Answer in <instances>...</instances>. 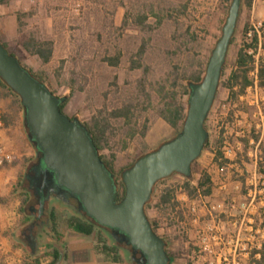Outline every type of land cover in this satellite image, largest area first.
Wrapping results in <instances>:
<instances>
[{
	"label": "rangeland",
	"instance_id": "rangeland-1",
	"mask_svg": "<svg viewBox=\"0 0 264 264\" xmlns=\"http://www.w3.org/2000/svg\"><path fill=\"white\" fill-rule=\"evenodd\" d=\"M231 1L3 0L1 39L56 96L68 97L73 87L63 113L82 123L99 109L111 112L144 87L149 97L139 94L135 100L137 131L133 138L124 136L123 120L111 119V149L105 154L108 158L114 156V177L120 187L124 167L141 154L142 144L149 149L146 138L157 148L177 134L158 116L164 101L159 95L160 86L172 84L173 71L195 70L200 64L205 71ZM143 16L144 23L136 25L134 19ZM263 23L264 0H242L223 75L205 121L208 146L191 164L188 177L198 181L209 176L210 193L205 195L201 189L194 197L188 196L183 185L186 177L178 173L153 187L146 215L163 237L171 258L168 264H253L251 253L264 246V86L259 85L258 73L256 80L251 74L253 56L264 52ZM44 40L52 42V56L47 63L25 49L28 42ZM141 47L145 49L139 60L142 66L132 69L131 61H138ZM240 48L249 57L251 85L233 101L228 97L227 80ZM115 58L117 63L112 64ZM263 60L264 55H260L259 65ZM176 91L179 100L184 101L182 89L177 86ZM144 126L147 130L142 137ZM124 141L127 148L121 149ZM0 142L10 155L9 161L1 162L2 170L17 182L28 160L36 158L22 121L13 125L8 139ZM218 150L221 155L216 160ZM167 188L172 190L174 207L163 210L159 196ZM21 199L19 193L10 197L16 208ZM47 209L54 213L59 235L69 219L80 218L77 210L55 198L48 202ZM20 218L16 216V225ZM18 230L14 232L16 238ZM95 230L100 243L110 249V257L119 264H135L106 230ZM47 238L48 232L43 231L36 241L44 254L49 250L45 247Z\"/></svg>",
	"mask_w": 264,
	"mask_h": 264
},
{
	"label": "water",
	"instance_id": "water-1",
	"mask_svg": "<svg viewBox=\"0 0 264 264\" xmlns=\"http://www.w3.org/2000/svg\"><path fill=\"white\" fill-rule=\"evenodd\" d=\"M240 3L231 1L202 79L190 87L179 132L122 171L124 193L118 201L114 174L99 158L88 129L78 118H69L59 110L66 97L54 95L0 42V79L19 97L42 167L86 216L100 227L119 233L140 254V264L169 263L165 242L153 231L145 204L158 181L173 173L189 177L191 164L203 151L208 139L205 121L216 96Z\"/></svg>",
	"mask_w": 264,
	"mask_h": 264
},
{
	"label": "trees",
	"instance_id": "trees-1",
	"mask_svg": "<svg viewBox=\"0 0 264 264\" xmlns=\"http://www.w3.org/2000/svg\"><path fill=\"white\" fill-rule=\"evenodd\" d=\"M1 1L3 0H0V2ZM145 20L146 18L144 16L141 18L134 19L135 24L138 26L142 25ZM123 23H125V21ZM263 29H264V23H263ZM1 43L6 48V50L10 54H12L9 51L8 46L3 42ZM25 49L31 52L33 55H36L43 63H47L52 56V42L50 40H44V41H39V42L38 41L28 42L25 44ZM144 53H145V49L143 47H141L137 51L138 61H134V60L131 61L130 67L132 69L141 68L142 65L139 62V60H142ZM248 61H249L248 55L244 52L243 48H240L237 53L235 68L231 72L227 80L228 95H229L228 97L229 99L233 101L237 100L239 96L243 95L246 88L251 85V80L249 79V76H248V72L250 69L248 67ZM111 63L116 64L117 59L115 58V61ZM22 66L24 65L22 64ZM223 69H224V66H223ZM27 70L34 77L40 80L46 87H48L40 77L32 73L29 69ZM173 73H174V77L172 80V84L167 85V87L165 85L160 86L159 95L161 96V100H164V101H163V105L158 110V116L162 118L170 127L175 129L178 133L181 128L184 117H185V113L187 109V100H188V96L190 93V87L192 84L197 83L202 79L204 69L202 67V64H200V66L195 70L182 71L181 73L178 71H175V72L173 71ZM222 75H223V70H222L221 76ZM258 77H259V85L263 87L264 86V60L259 65ZM177 86L182 89V95L185 96L184 101H180L178 98V94L176 91ZM49 90L55 95V93L50 88ZM72 91H73V87L71 86L70 92L68 94V97H66V100L69 98V95H71ZM139 94H143L146 98L149 97L148 94L144 93V87L142 86V88H140L139 90V93L136 92L135 95L126 97L124 101L121 103V105L117 106L111 112L108 113L106 109L104 108L99 109L96 115H94L88 122L83 123L84 126H86V128L88 129L92 137V141L95 147L97 148L99 158L113 174H114V171H113V166H112V159L114 156L113 154H111L110 155V157L112 158L111 159V158H108V156L105 154V151L107 149H111V146L109 145V136H108L109 132L111 131L110 130L111 129V119L114 118V119L123 120V123H124L123 128L126 131L124 133V136H128L129 139L133 138L136 135V131H137V128H136L137 123H136V116H135L136 109H135L134 103L137 97L139 96ZM8 96L11 99L8 105V111L3 112L1 115V119L3 121L4 126L9 127L13 125L15 122L18 110L21 109L22 125H23L24 132L27 136L29 143L33 146L35 152L39 153L34 146L29 130L26 126L25 115H24L25 113L20 103L19 97L0 79V97H8ZM65 101L60 103L59 105V110L62 113H63V106H64ZM146 130L147 129L144 126L141 131L142 137L145 136ZM127 145H128L127 141H124L121 149L127 148ZM207 146H208V142L205 143V146L203 149H205ZM148 151H151V150L147 149L145 144H142V150L139 156H141L142 154H145ZM220 155H221V152L218 150L216 152L215 159L217 160ZM135 160L136 159L130 161L124 167L123 170L131 166ZM30 164H32V160H28L26 170L22 175L19 176L16 182V186L14 188V192L19 193V195L22 197V199L20 200V206L18 208V212L22 216L23 225L18 230L19 235H20V232L23 230L24 225H26L32 219L31 213L27 209L28 204L32 200V194L29 188V183H27V180H26V176H27L26 171L28 167L30 166ZM209 184H210L209 176L204 175L198 181H191L190 178L186 177V182L183 185H184V188L186 189V192L188 193V196L194 197L197 194V192H199L201 189L205 195L209 194L210 193ZM65 193L67 195H70L68 192L63 191V193H60L61 199L57 198L56 200L62 201L65 205H67L68 207H71L70 204H68V199ZM123 193H124V186L121 182L120 187L116 188V201H118L122 197ZM0 201L4 202V200L1 198H0ZM171 201H172V190L167 188L164 190V192L160 194L158 203L162 207L163 210H168V209L170 210L171 208L174 207V204ZM147 207H148V202L145 204V212L147 210ZM77 213L80 215V218L78 219L72 218L67 221V226L73 229L74 231L79 232L84 235H90L95 228L104 229L100 227L99 225H97L88 216L86 215L84 216L78 211ZM149 221L151 223L153 231L157 234L156 223L152 222L151 220ZM47 228L49 230H48V238H47L45 247L47 249L48 248L53 249V260L50 264H59V261H61L64 257V251H63V247L59 243H57V241H59L60 235L58 231L56 230V220H55L53 211L50 212V223ZM104 230L108 232L107 229H104ZM108 233L115 243H119L117 242L118 241L117 238H113V235H115L116 237L117 235L116 232L112 231L111 233L110 232ZM39 236H40V233L37 234V238H39ZM158 236L163 239L162 236L160 235ZM121 238L123 239V237ZM54 247H57V248H54ZM41 249L42 248L37 247L35 251H33V249H30V252L38 253V252H41ZM95 250L98 253L102 254L104 258L106 259L110 258L114 262L117 261L116 258H112L109 256L110 249L107 246L100 244V241L96 243ZM167 254L169 256V260H171L168 252ZM256 254H259V258H254ZM60 257L61 259L59 260ZM251 257H252L251 261L253 264H264V246L260 250H254L251 253ZM138 262H139V259H138Z\"/></svg>",
	"mask_w": 264,
	"mask_h": 264
},
{
	"label": "crops",
	"instance_id": "crops-1",
	"mask_svg": "<svg viewBox=\"0 0 264 264\" xmlns=\"http://www.w3.org/2000/svg\"><path fill=\"white\" fill-rule=\"evenodd\" d=\"M1 23L0 41L3 42L1 32L4 30V26ZM10 100L9 96L0 97L2 112L8 111ZM20 120L22 121L21 109L18 110L13 125H18ZM13 125L4 126L3 130H0L1 141L9 138V132ZM146 143L149 150L155 149L153 143L147 138ZM28 155H31V153H28ZM2 168L3 166L0 163V198L4 200V202L0 201V264H50L53 260L52 248H48L46 254L33 253L26 250V243L24 244V241L19 237L20 235L17 236L18 239L14 236L15 229H19L23 225L21 218L20 223L16 225V216L19 220L21 215L18 212V207L16 208L10 200V197L16 194L14 192L16 182L13 176L8 172H4ZM98 241L99 238L95 229L90 235H84L66 225L58 241L64 251V257L59 261V264H119L118 261L114 262L110 258H104L102 254L95 250Z\"/></svg>",
	"mask_w": 264,
	"mask_h": 264
},
{
	"label": "flooded vegetation",
	"instance_id": "flooded-vegetation-1",
	"mask_svg": "<svg viewBox=\"0 0 264 264\" xmlns=\"http://www.w3.org/2000/svg\"><path fill=\"white\" fill-rule=\"evenodd\" d=\"M26 180L29 183V188L32 194V200L28 204L27 209L31 213L32 219L23 227V230L20 232L21 239L28 244L30 249H37V234L47 231L48 225L50 223V212L47 209L48 202L53 198L61 199L60 193H63V189L57 187L54 184L52 174L44 170L40 163V153H36V158L32 161V164L28 167L26 171ZM66 194V193H65ZM68 204L71 208L77 210L85 216V213L80 210V207L77 201L71 196L67 195ZM108 232H112L108 230ZM117 242L121 244L124 250L130 257V260L135 264H140L138 259L140 254L137 251H134L131 246L127 245L122 236L116 232ZM57 248V247H55Z\"/></svg>",
	"mask_w": 264,
	"mask_h": 264
},
{
	"label": "built area",
	"instance_id": "built-area-1",
	"mask_svg": "<svg viewBox=\"0 0 264 264\" xmlns=\"http://www.w3.org/2000/svg\"><path fill=\"white\" fill-rule=\"evenodd\" d=\"M258 47H259V50H260V44H258ZM248 53L251 54L252 51L250 50ZM260 55H264V52L260 53V51H259V52H257L256 56H253V58H254L253 71L251 72V74L253 75L255 80L257 79ZM2 113L3 112L0 109V130H2L4 128V124H3V121L1 119ZM9 160H10V155L4 151V147H3V145H1V142H0V163L2 161H9Z\"/></svg>",
	"mask_w": 264,
	"mask_h": 264
}]
</instances>
